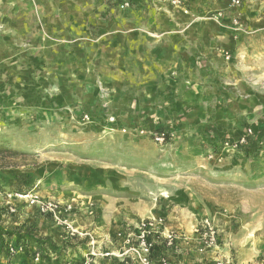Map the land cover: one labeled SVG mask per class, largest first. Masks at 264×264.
I'll list each match as a JSON object with an SVG mask.
<instances>
[{"label":"rangeland","instance_id":"rangeland-1","mask_svg":"<svg viewBox=\"0 0 264 264\" xmlns=\"http://www.w3.org/2000/svg\"><path fill=\"white\" fill-rule=\"evenodd\" d=\"M108 1L0 0V146L21 153L0 158V264H264V0ZM157 24L211 31L229 73L216 40L239 31V83L146 99L128 48Z\"/></svg>","mask_w":264,"mask_h":264},{"label":"crops","instance_id":"crops-1","mask_svg":"<svg viewBox=\"0 0 264 264\" xmlns=\"http://www.w3.org/2000/svg\"><path fill=\"white\" fill-rule=\"evenodd\" d=\"M201 1H203V13H207L205 10L206 0ZM211 1L214 2L215 0H210V2ZM216 1L224 2L223 0ZM108 2L111 3L113 7H117L114 0H109ZM139 2L143 3V1L131 0V6L126 8L124 12L136 7L140 4ZM241 2L243 6V0H241ZM164 3L167 4L166 1ZM183 4H185V2H183ZM239 12L241 13L240 21L246 26L248 23V14L246 10L241 8ZM256 12L257 15L252 16V20L254 21L252 23V31L255 32V35H259L264 33V13L260 14L258 13L260 12L259 10L251 8L250 13ZM225 15L226 18L229 17L228 14ZM30 16L29 14L28 17ZM32 16L34 17V15ZM154 16L156 15L142 13L140 19L142 21L151 22L154 21ZM178 16L184 21L189 19L188 16L185 15L178 14ZM224 22L226 21L224 20ZM186 25L189 24L186 23L184 26ZM156 26L155 28L148 29L147 35H140L142 38H147V40L146 42L142 41V45L137 46L139 48H135V44L132 43L128 48L130 55L128 61L130 80L133 79L135 83L139 81V84H141L142 88L145 90H143V95L146 99H154V97L158 99V95H162L163 93H168L172 97L178 96L180 92L188 90V87L184 86L187 82H193L195 85L196 81H200L199 83L201 84L196 86L201 89V85H203L208 94L226 90L227 79H235L234 82L239 83V53L243 52V49L239 45V39L243 34L239 31L234 32L227 27H223L224 30L229 32L232 39H227L229 41L228 45L222 44L216 40L217 45L229 50L232 55L231 60L237 61L236 70L234 73H229L227 67L229 62L223 59L220 55V51L217 49L212 52L207 51V47H209L212 42L211 31L196 36L195 29L180 32L178 29L168 30L167 28H162L166 25L157 24ZM130 35H136V33L134 32ZM217 37L221 41L224 38V34L219 33ZM257 48L259 49L258 46ZM198 50L205 51L203 60L197 59V54L200 53ZM260 53L261 52H258V55H260ZM231 62L233 61H230V63ZM196 86L193 87L191 85L190 89L196 92Z\"/></svg>","mask_w":264,"mask_h":264},{"label":"trees","instance_id":"trees-1","mask_svg":"<svg viewBox=\"0 0 264 264\" xmlns=\"http://www.w3.org/2000/svg\"><path fill=\"white\" fill-rule=\"evenodd\" d=\"M249 144V143H248ZM247 146H244L242 149L243 151H245L246 154H248V152H246L248 149H250V145ZM21 154L20 152L16 151V150H13V149H10L8 147H3V146H0V158H6V157H14L16 155H19ZM19 192V191H17ZM12 233L11 231H7V230H3V229H0V256L3 254L5 256V254L7 253L5 251V243H6V239L7 238H10L12 236ZM5 236H7V238L5 239ZM144 241H145V245L147 246V249H148V252H149V255L151 254L152 258L156 257L157 255H159V253L161 252V246H158V245H155L149 234H146L145 235V238H144ZM163 243L166 242V239L162 241ZM155 253V255H154ZM8 258V256H6ZM261 259L264 260V257H261ZM118 264H123V262H120Z\"/></svg>","mask_w":264,"mask_h":264},{"label":"built area","instance_id":"built-area-1","mask_svg":"<svg viewBox=\"0 0 264 264\" xmlns=\"http://www.w3.org/2000/svg\"><path fill=\"white\" fill-rule=\"evenodd\" d=\"M176 1H177V3H179L178 0H176ZM225 1L227 2L228 6H230L232 8H238L241 5V0H225ZM130 5H131V0H117V6L120 9L128 8ZM230 24L236 30L240 29V27H241L240 12H239V16H237V15L231 16ZM226 58H228V55H226ZM246 132L247 133H251V129L248 128L246 130ZM140 133H143V131H140ZM154 138H155L156 141L162 142L164 140V134L163 133H157L154 136ZM241 141H244V138H242ZM144 226H146V225L143 223L142 227H144ZM143 237H144V234H143ZM146 250L148 251L147 247H146ZM216 264H222V263L218 262Z\"/></svg>","mask_w":264,"mask_h":264}]
</instances>
